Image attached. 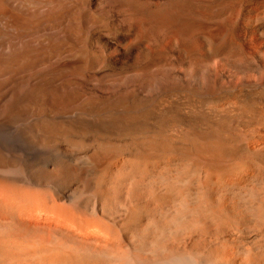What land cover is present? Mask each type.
Returning a JSON list of instances; mask_svg holds the SVG:
<instances>
[{
  "label": "bare ground",
  "instance_id": "1",
  "mask_svg": "<svg viewBox=\"0 0 264 264\" xmlns=\"http://www.w3.org/2000/svg\"><path fill=\"white\" fill-rule=\"evenodd\" d=\"M264 0H0V264H264Z\"/></svg>",
  "mask_w": 264,
  "mask_h": 264
},
{
  "label": "clouds",
  "instance_id": "2",
  "mask_svg": "<svg viewBox=\"0 0 264 264\" xmlns=\"http://www.w3.org/2000/svg\"><path fill=\"white\" fill-rule=\"evenodd\" d=\"M253 183H254L255 185L260 186V187H264V177L257 178L256 180H254Z\"/></svg>",
  "mask_w": 264,
  "mask_h": 264
}]
</instances>
